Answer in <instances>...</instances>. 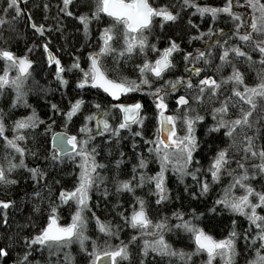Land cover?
I'll list each match as a JSON object with an SVG mask.
<instances>
[{
    "label": "snow or ice",
    "instance_id": "snow-or-ice-1",
    "mask_svg": "<svg viewBox=\"0 0 264 264\" xmlns=\"http://www.w3.org/2000/svg\"><path fill=\"white\" fill-rule=\"evenodd\" d=\"M240 2L223 0L221 4L213 6L198 3L197 0H177L175 5L158 3V0H83L78 8H85L86 11L74 15L70 6L76 0H62L59 13L79 21V31L83 32L85 39L90 35L92 24L103 26L97 28L98 47L86 54V68L81 67L80 56L71 57L72 62L65 65L52 54L47 43L42 45L47 63H54V81L59 88H63L69 82L65 73L79 70V78L75 82L78 89L86 85L102 89L113 102L102 105L92 100L91 105L95 110L83 115L76 132H52L51 147L44 157L45 167L39 164L29 167L26 163V157L38 156L35 150L24 144L29 139V130L36 129L37 124L42 123L35 109L8 122L5 121L3 110H0V185H15V170L26 169L35 184L34 189L27 194V198L34 201L31 211L34 214L40 212L41 208L46 209L40 226L37 228L31 224L29 235L14 238L6 233L7 240L15 244L23 241L22 254L10 264H75V257L69 249V245L74 242L89 257L87 264H99L101 258L103 264H123L124 261H130V245L138 238V264H148L145 258L150 254L168 258L170 264H175L177 260L189 264L196 254L204 256L200 264H215L217 257L220 264H238V238L243 239L245 245L240 248V253H248L244 264H264V190H257L251 182L253 178L264 181V145L256 143L257 139L264 140V131L259 137L255 133L247 134V129L256 127L252 115L257 110L261 113L258 119L264 130V0H243L244 8L250 10L245 12L236 10ZM189 7L193 11L184 21L186 27L183 32L187 34L189 45L200 42L201 46L187 51L173 36L167 37L162 48L158 47L156 41L150 42L149 37L154 34L157 21L160 27L169 22L179 23L184 15L182 10ZM44 8L47 10L49 5L46 3ZM24 11L26 9L20 6L19 0H5L0 13V25H7L10 31H15L16 22ZM193 14L204 19L210 17L207 28L201 30ZM221 14L230 21V25L225 28L216 26ZM27 20L36 33H44V24H37L31 15ZM47 27L51 29L52 25ZM206 36L208 39H204ZM232 39H236L237 43H231ZM108 56L112 57L111 67L105 65ZM134 56L141 59L140 63L133 66L135 76L109 75L110 71H121L118 66L121 60L127 63ZM177 56L183 60L181 74L164 79L167 72L178 68ZM0 60L3 61L0 93L6 92L8 88L12 90L8 107L27 105L29 86L26 81L31 77L33 61L28 58L27 52L17 55L6 46L0 47ZM239 60L256 72L255 83L246 82L245 73L236 63ZM197 64L200 66L197 67ZM213 64L215 69L212 75H201ZM256 65L261 67L257 68ZM229 66L231 71L227 75L214 78ZM12 71L15 75H10ZM159 80L163 82L156 83ZM229 86L228 94L224 95L222 89ZM129 93H144L150 99L151 116L145 110L144 100L135 96L128 100L126 94ZM169 102L175 104L174 109L169 107ZM85 103L82 97H76L69 101L67 110L55 103L50 104V109L53 114L59 113L63 117L61 127L67 128L69 121L83 110L82 105ZM207 116L212 117V123H207ZM150 118L154 120V126L146 136V121ZM201 121L207 124L204 131L209 140H220L219 134L223 133V146L216 147L206 167L199 166L200 161L196 158L197 149L201 146L197 124ZM54 123L50 122L46 132ZM9 126L11 136L6 135ZM125 132L131 137L130 147L135 158L131 164L132 175L125 173L122 176V165L127 158L123 150H119L116 158L110 161V174L105 175L103 170L109 165L97 158L99 145L95 143L94 137H99L105 144L114 143L119 149ZM232 153L239 155V159ZM65 160L72 162L79 170L73 171V185L59 188L53 199L50 185H59L61 181L48 180L47 165L55 168ZM150 163L158 165L151 174L147 171ZM193 163L198 166L192 167ZM169 170L181 182L185 176L193 178L198 189V193H191L193 197L206 194L210 185L222 176H230L231 180L214 203L222 206L221 211L238 213L246 218L249 227L237 231V222L233 220L227 234L215 238L193 223L194 216L185 219V214L179 210L171 213L176 218L175 225L169 224L166 216L153 221L148 214L147 201L135 193L137 189L148 186L149 193L156 197L157 205L168 200L166 178ZM201 172L206 175L199 176ZM237 186L239 195L233 191ZM93 188L97 194L102 191L104 197H108L112 191L117 195L125 192L132 194L131 210L117 213L124 227L132 230L127 242L111 243V237L119 239V222L113 224L111 221H102L95 212H92L91 217L85 215V211L89 210ZM261 188L264 189V184H261ZM45 189L49 190L47 199ZM185 191H188L187 186ZM56 201L60 204L75 202L68 223H59V204ZM120 204L121 201L117 199L113 208ZM13 210L18 211L15 201L0 199V224L8 226L9 211ZM90 220L95 221L96 230L104 235V240L86 236ZM173 229L189 235L194 244L191 251L176 249L166 240L164 233ZM147 236L152 238H144ZM86 240H91L90 251L85 245ZM11 250L7 244L0 246V257L7 259ZM61 252L62 256L59 255ZM31 255H36L38 259L31 260Z\"/></svg>",
    "mask_w": 264,
    "mask_h": 264
},
{
    "label": "trees",
    "instance_id": "trees-1",
    "mask_svg": "<svg viewBox=\"0 0 264 264\" xmlns=\"http://www.w3.org/2000/svg\"><path fill=\"white\" fill-rule=\"evenodd\" d=\"M83 0H80L79 3H82ZM201 4H211L213 6L219 5L223 0H197ZM5 0H0V13L3 11V5ZM158 3H168V4H177V0H158ZM45 5V4H44ZM76 8L73 10L74 15H78L81 11H86L85 8ZM235 6V4H234ZM236 10L245 12L243 0L240 2V6ZM184 15L182 16L179 23H166L164 27L159 26V21H157V26L154 34L149 37L150 42L156 41L158 47L165 46V40L168 36H173L176 40L181 42V47L187 51H191L192 48L201 46L200 42H195L192 45L188 44L187 34H184L183 29L186 27L184 21L189 18V13L193 10L185 8L182 10ZM31 15L33 20L37 24H44L45 30L43 34L36 33L30 27L28 23V16ZM193 18L200 23L201 30H204L208 26V20L201 18L198 14H193ZM52 25V28L49 29L47 26ZM62 25V27H59ZM227 25H230V21L227 20L224 14H221L217 27L225 28ZM103 24L97 25L92 24L90 28V35L85 39L83 32L79 31L81 25L79 21L75 20L74 17H68L63 13H59L58 2L54 1L49 5V8L45 10L44 6L39 7V10L36 12H27L22 13L19 20L16 22L15 31H10L7 25H0V47H8L10 50L16 54H25L27 52L28 57L32 59L33 65L31 66V77L26 83L29 86V92L27 99V105H21L16 108H9L8 105L11 102L12 90L7 89L6 92L0 93V110H3L5 121H14L17 117L27 115L32 109H35L36 114L40 117L42 123H38L36 129L29 130V139L24 142L25 146L29 149L35 150L38 153V156L26 157V163L29 167H32L36 164L41 165V167L46 166L44 157L47 154V149L51 147L50 137L52 132L56 130H65L69 133L76 132L79 128L80 123L82 122V117L89 111H94L95 109L91 105L92 100L103 104L112 103L110 98L100 89L92 88L91 85H86L82 89L76 87V80L79 78V70H73L72 72H66L65 76L68 79V83L63 87L59 88L58 84L54 81L52 73L55 71L52 65L47 64V60L44 55L43 44L47 43L48 46L53 50L58 57L61 59L62 63L65 65L72 62L71 57L80 56L81 57V67L86 68V54L98 47V33L97 28L102 27ZM243 30V29H242ZM195 31V30H193ZM216 37L214 36L213 39ZM223 39V37H219ZM204 39H208L206 36ZM231 43H237L236 39H232ZM31 46V47H30ZM247 50V48H245ZM150 52V50H149ZM154 58V56H153ZM218 51L216 54V60H218ZM176 60L178 62V68L173 69L172 71L167 72L164 79L169 77H174L180 75L183 69V60L181 56H177ZM141 62V59L138 56L130 58V60L125 63L121 60L118 64L121 71L119 73L109 72V75H126L129 77L135 76L136 73L133 71V66ZM237 66L240 67L241 71L245 73L246 82L249 84L256 82V72L249 68L247 64L243 63L242 60L236 61ZM105 65L107 67L112 66V57L108 56L105 59ZM197 66H200L197 64ZM255 67H261L256 65ZM215 69V64L211 66L205 73L207 75H212L213 70ZM3 71V61L0 60V72ZM231 71L230 66L227 67L224 71L217 74L214 78L219 79V75H227ZM10 75H15V72H10ZM162 80L156 81V83H162ZM35 84V87L33 85ZM229 87L222 89L224 95L228 94ZM179 94V93H177ZM135 98H142L145 103V110L151 116V102L150 99L144 93H129L126 94V98L131 100ZM76 97H82L86 103L82 105V111L75 115L71 121L68 123L67 128H62L63 117L59 113L53 114L50 109V104L55 103L59 107L67 110V106L70 100H74ZM170 108H175V104L169 102ZM210 108V106H207ZM203 113V109H201ZM235 111H233V115ZM261 113L257 110L252 115V120L255 121L256 127L252 129H247V134L252 135L256 134L257 137L261 135V132L264 131L261 129L260 119ZM207 123H212V117H206ZM51 121H55L54 124H51L50 130L46 132V129L49 128ZM93 125L95 122H92ZM154 126V120L148 119L146 121L145 135H149ZM207 124L203 121L197 124V135L200 138V147L197 149L196 158L200 161L201 167H206L208 164V158L211 157L213 152L216 150V147L223 146V133L219 135L220 140L213 142L209 140L205 135V128ZM135 128H133V131ZM6 135L11 136L10 126L6 128ZM215 135V134H213ZM239 138V134H238ZM95 143L99 145L97 148V158L100 161H103L105 164L109 165V168L103 170L105 175L110 174L111 165L110 161L116 158L117 152L123 150L126 153V159L122 165V176L123 174L132 175L131 173V164L135 162L133 149H131V137L125 132L123 138L121 139L119 149L115 146L114 143L105 144L101 141L99 137H94ZM0 143H2V138H0ZM143 144V141H140ZM257 144L264 145V140L257 139ZM90 146V145H89ZM110 149V150H106ZM211 149V151H209ZM236 156V159H239V155L232 153ZM242 154V153H241ZM252 161H250L251 163ZM193 163L192 167H197ZM158 165L155 163H150L147 171L149 174L157 170ZM74 169L78 171V167L72 162L65 160L63 164L57 165L53 168L50 164L47 165L48 180H60L59 185L52 184L50 185L51 192L53 193V199H55V193L59 191V188H70L74 183L73 171ZM203 177L206 173L201 172L198 174ZM14 178L17 180L15 185H0V199H9L16 202V207L18 211H9V224L7 227L0 224V246L5 244L11 247V252L7 259L0 257V264H7L13 259H17L19 254H22V244L23 241H20V244H15L13 241H9L6 238V233L13 235L15 237H23L29 235L32 231L31 224H35L37 228L40 226L42 214L46 213L45 208H41L40 212L32 213L31 209L33 207L34 201L27 198V194L30 193L34 187V182L28 176L26 169L15 170ZM210 180V176H208ZM231 180L230 176H222L220 180L213 182L210 185L209 191L204 195H199L193 197L192 192H197L196 182L191 176H185L183 182H181L174 173L169 170L167 172L166 185L169 189L168 196L169 199L162 202L160 205H157L155 200L156 197L152 196L149 193L148 186L143 187V189H137L136 195L143 196L147 201L148 214L153 221L159 219L160 217H168V223L175 225L177 223L176 218L171 215L174 211H181L185 214L184 218L187 219L188 216H194L193 223L198 224L206 232L213 235L215 238H221V236L226 235L228 230L232 227L231 221L235 220L237 231L248 228V222L246 218L236 213L233 214L229 211H221V205H215V200L220 197L221 192L224 190V186L229 183ZM253 186L258 190H264L261 188V184H264V181L253 178ZM187 186L188 191H185ZM233 190L238 192V186L233 188ZM48 189H45V198L48 197ZM119 199L121 204L113 208L116 200ZM59 204L58 215L59 221L65 222L70 213L74 210L75 204H60L59 201H56ZM132 205V194L122 193L117 195L114 191L110 192L108 197H104L102 191L100 194H97L96 189L93 188L90 192L89 200V210L85 211V215L91 217L92 212H95L102 221H111V223L116 224L120 223V235L119 239L115 236L111 237V243L115 245L120 241L127 242L129 235L132 234V230L125 228L122 221H119L117 213L121 210L128 212L131 210L130 206ZM209 209H214V211H209ZM264 214V211H262ZM25 225H28L27 227ZM254 230V226H252ZM86 236L104 240V235L100 234L96 230L95 221L90 220L89 226L85 231ZM166 240L176 249H182L184 251H191L194 247L193 242L190 240L189 235L182 230L173 229L166 231L164 233ZM146 239H151L144 237ZM238 245L240 248L245 247L243 239L238 238ZM139 243V238L136 242H133L130 247L132 249V257L130 261H124L123 264H138V248L137 244ZM85 245L88 250H91V240H86ZM103 245H101L102 247ZM258 246V245H257ZM240 248H238L239 261L238 264H244V261L248 258V253H240ZM70 251L75 257V264H87V259L89 258L85 252L79 250V244L74 242L69 245ZM45 257L47 253L44 254ZM60 256L63 253H59ZM56 257H51L55 259ZM38 257L36 255H31V260L35 261ZM148 261V264H170L168 258H161L155 254H150L145 258ZM204 259V256L201 254L194 255L193 259L189 261V264H200ZM175 264H183V261H175Z\"/></svg>",
    "mask_w": 264,
    "mask_h": 264
},
{
    "label": "flooded vegetation",
    "instance_id": "flooded-vegetation-1",
    "mask_svg": "<svg viewBox=\"0 0 264 264\" xmlns=\"http://www.w3.org/2000/svg\"><path fill=\"white\" fill-rule=\"evenodd\" d=\"M54 1H57L58 2V7L60 6V4L62 3V0H19V3H20V6L22 7V8H25L26 9V11H24V13H27L28 11L29 12H36V11H38L39 10V7L41 6V7H43L44 6V4H48V5H50V4H52ZM79 1L80 0H76V3H73L71 6H70V10H74L77 6H76V4H79ZM48 48L51 50V48L48 46ZM52 51V53H53V55H55V56H57L58 57V55L53 51V50H51ZM90 51H92V50H90ZM44 55H45V53H44ZM45 58H46V60H47V56L45 55ZM48 64V63H47ZM49 65V64H48ZM52 66L54 67V63L52 64ZM54 69H55V67H54Z\"/></svg>",
    "mask_w": 264,
    "mask_h": 264
},
{
    "label": "rangeland",
    "instance_id": "rangeland-1",
    "mask_svg": "<svg viewBox=\"0 0 264 264\" xmlns=\"http://www.w3.org/2000/svg\"><path fill=\"white\" fill-rule=\"evenodd\" d=\"M245 9V8H244ZM246 10V9H245ZM247 11H250V10H247ZM258 190V189H257ZM234 191V190H233ZM235 192V191H234ZM236 194L239 195L240 194V189H239V186H238V192L236 190ZM73 203L75 204V202L73 201ZM72 213V212H71ZM71 213L70 215L67 217L66 221L65 222H60V223H68L69 220H70V217H71ZM148 238H152L150 236H147ZM215 264H220V260H219V257L215 258Z\"/></svg>",
    "mask_w": 264,
    "mask_h": 264
},
{
    "label": "water",
    "instance_id": "water-1",
    "mask_svg": "<svg viewBox=\"0 0 264 264\" xmlns=\"http://www.w3.org/2000/svg\"><path fill=\"white\" fill-rule=\"evenodd\" d=\"M50 50V49H49ZM51 51V50H50ZM52 52V51H51ZM53 54V53H52ZM17 55H21V54H17ZM30 59V58H29ZM101 91H103L102 89H100ZM106 94V93H105ZM107 95V94H106ZM108 96V95H107ZM109 97V96H108ZM110 98V100L112 101V98L111 97H109ZM62 131H64V130H57V131H55V132H62ZM67 132V131H66ZM69 133V132H68ZM51 141H52V135H51ZM7 264H10V262L9 263H7ZM99 264H103V258H101V261L99 262Z\"/></svg>",
    "mask_w": 264,
    "mask_h": 264
}]
</instances>
